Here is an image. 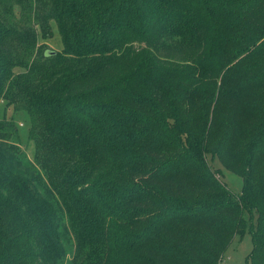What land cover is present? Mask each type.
Wrapping results in <instances>:
<instances>
[{"label":"trees","instance_id":"1","mask_svg":"<svg viewBox=\"0 0 264 264\" xmlns=\"http://www.w3.org/2000/svg\"><path fill=\"white\" fill-rule=\"evenodd\" d=\"M50 1L56 71L0 15V99L38 119L45 176L0 150V264H219L245 233L264 264V0Z\"/></svg>","mask_w":264,"mask_h":264},{"label":"rangeland","instance_id":"2","mask_svg":"<svg viewBox=\"0 0 264 264\" xmlns=\"http://www.w3.org/2000/svg\"><path fill=\"white\" fill-rule=\"evenodd\" d=\"M0 15L19 32L18 37L27 32L30 34L32 42L34 41V44L28 47L25 52L19 46L20 39L15 38L11 41L12 43L9 44L8 48L12 50L17 59H22L27 65H34L36 73L38 72L36 68L57 70L58 63L48 60L51 55H63L64 47L58 24L54 20L50 0H0ZM151 43L137 40L134 47L136 49L146 47L154 52ZM164 51L169 55L175 53L162 48L157 50V53ZM175 60L179 61L178 58ZM26 71L21 67L13 69L14 74L25 73ZM34 76L36 75L33 73ZM38 76L40 75H37V78ZM14 100L16 102L12 103ZM38 122V119L20 97H8L7 99L3 97L0 99V150L12 156L20 168L34 170L37 167L36 169L43 175V172L38 168V145L35 141L36 135L41 133ZM207 161L211 169L217 172L219 179L225 183L227 189L232 194H239L242 179L224 170L217 159H211L210 156H207ZM68 241L74 244L71 235L68 236ZM251 250L252 241L249 233L235 237L219 264H246ZM73 255L74 252L68 253L64 264H79Z\"/></svg>","mask_w":264,"mask_h":264},{"label":"water","instance_id":"3","mask_svg":"<svg viewBox=\"0 0 264 264\" xmlns=\"http://www.w3.org/2000/svg\"><path fill=\"white\" fill-rule=\"evenodd\" d=\"M50 55V54H49Z\"/></svg>","mask_w":264,"mask_h":264}]
</instances>
